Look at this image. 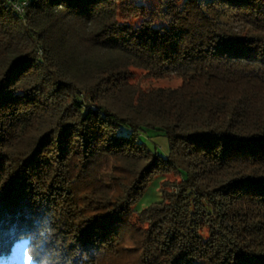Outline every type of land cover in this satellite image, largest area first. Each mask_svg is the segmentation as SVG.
Listing matches in <instances>:
<instances>
[{"label": "trees", "instance_id": "obj_1", "mask_svg": "<svg viewBox=\"0 0 264 264\" xmlns=\"http://www.w3.org/2000/svg\"><path fill=\"white\" fill-rule=\"evenodd\" d=\"M10 1L0 257L25 238L37 264H264V0H27L22 16ZM130 67L181 83L145 89ZM173 170L176 191L132 223Z\"/></svg>", "mask_w": 264, "mask_h": 264}, {"label": "rangeland", "instance_id": "obj_2", "mask_svg": "<svg viewBox=\"0 0 264 264\" xmlns=\"http://www.w3.org/2000/svg\"><path fill=\"white\" fill-rule=\"evenodd\" d=\"M20 1V0H14ZM151 2L154 0H150ZM230 13V12H229ZM225 15L218 16L217 19L220 21H229L230 23H234L235 26H239L237 22H234L232 18H228ZM242 25V24H241ZM129 71L131 72L130 81L135 85H139L142 88H174L180 85L181 78L174 73H170L168 75H164L162 77H154L146 73L145 70L142 68L137 67H130ZM146 143L148 144L149 148L155 146L157 148L159 154L165 156L167 154V141L164 137H153L152 140H147ZM181 181V174L176 170L163 172L162 174L154 176L152 181L146 187L143 195L140 197L139 200L135 202L133 205V214L130 218L132 223L135 225H139L143 228L146 227L145 222H141L139 218V213L141 210L146 208L147 206L151 205L154 202H157L162 197V190L163 188L166 193H172L176 191V186L178 182ZM164 184V185H162ZM162 185V186H161ZM203 235L206 236L205 230H203ZM27 239L21 238L16 241L11 251L6 256L0 257V264H18L17 261H14L15 258L22 257L24 247L26 246ZM122 243L124 245L129 246L131 242L128 240V234L126 231L122 234ZM131 255L127 254L123 257H112L110 259H103L100 264H127L128 261L131 259ZM196 264H206L203 261L197 262Z\"/></svg>", "mask_w": 264, "mask_h": 264}, {"label": "clouds", "instance_id": "obj_3", "mask_svg": "<svg viewBox=\"0 0 264 264\" xmlns=\"http://www.w3.org/2000/svg\"><path fill=\"white\" fill-rule=\"evenodd\" d=\"M14 261H17L18 264H37L34 259L33 251L29 246H25L22 257H17ZM41 264H46V262H41Z\"/></svg>", "mask_w": 264, "mask_h": 264}, {"label": "built area", "instance_id": "obj_4", "mask_svg": "<svg viewBox=\"0 0 264 264\" xmlns=\"http://www.w3.org/2000/svg\"><path fill=\"white\" fill-rule=\"evenodd\" d=\"M11 7L18 15H23L25 6L28 4L27 0L10 1Z\"/></svg>", "mask_w": 264, "mask_h": 264}]
</instances>
